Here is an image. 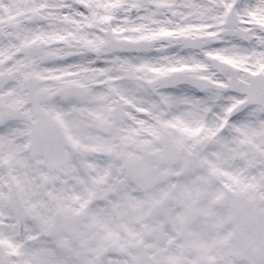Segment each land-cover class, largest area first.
<instances>
[{
    "label": "snow or ice",
    "instance_id": "6c2138e0",
    "mask_svg": "<svg viewBox=\"0 0 264 264\" xmlns=\"http://www.w3.org/2000/svg\"><path fill=\"white\" fill-rule=\"evenodd\" d=\"M0 264H264V0H0Z\"/></svg>",
    "mask_w": 264,
    "mask_h": 264
}]
</instances>
